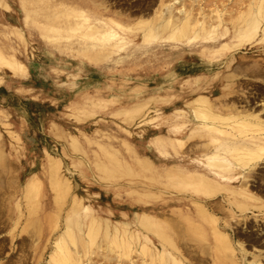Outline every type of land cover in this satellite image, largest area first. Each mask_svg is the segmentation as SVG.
<instances>
[{
  "label": "bare ground",
  "instance_id": "obj_1",
  "mask_svg": "<svg viewBox=\"0 0 264 264\" xmlns=\"http://www.w3.org/2000/svg\"><path fill=\"white\" fill-rule=\"evenodd\" d=\"M196 4L200 7L197 5L199 11L195 14ZM3 7L16 15V21ZM204 7L201 0H160L148 17L129 18L122 11L112 10L106 0H0V67L10 65L17 75L14 78L21 75V67L28 65L29 41L42 39L46 42L42 46L44 50L56 52V60L63 62V66L53 69L63 80H71L70 84L80 89L76 97L69 99L73 101L72 107L80 103L77 96L82 94L96 96L92 105L103 107L105 104L98 101L113 94L111 90L115 91V81L108 72L116 66H123L128 72L135 65L160 71L155 76L145 73L143 79L129 76V80L133 77L129 87L133 100L123 103H126L123 112L127 119L131 120L142 104L156 101L153 93L157 90L167 101L171 98L178 101L175 106H162L160 117L157 112L159 123L167 128L164 142L175 138L172 148L161 150L159 147L164 142L156 144L160 156L157 163L134 142H125L121 148L110 140L94 136L95 133L86 138L95 146L91 148L94 154L89 156L91 163L103 178L133 181L143 176L151 194L152 187L159 186L154 201L150 193L135 195L128 190L132 188L129 185L125 193L117 194L121 198L131 195V205L136 204L140 209L133 214L134 225L126 220L125 214L115 216L117 208L102 212L92 204L83 203L81 198L73 202L76 210L72 206L69 216L64 215V228L45 220L37 223L42 183L38 174L29 175L23 188L29 205L27 217L36 226L31 236H38L40 240L23 241L22 245L33 250L32 264H95L92 257L100 254L102 242L115 254L107 253L110 259H122L125 252L137 245L154 256L155 262L193 264L185 258L171 230L158 218L173 219L175 235L186 239L181 244L186 249L191 247L186 243L189 234L183 237L181 231L187 226L197 246L213 264H264V219L257 222L259 217L264 218V170L258 168L264 163V113L261 112L264 111V84L253 85V106L249 95L240 99L245 86L241 87L240 77L250 73L253 79L264 82V60L253 58L252 63H238L233 68L236 52L242 48L253 46L254 51L264 52V0H246L245 5L231 9L216 6L208 10L210 14ZM220 61L228 67L226 73L222 74ZM91 64L101 70L96 71ZM77 65H83L81 71H77ZM164 71L168 73L166 78ZM97 76L102 77L98 78L100 81L94 80ZM28 85L20 84L17 88L24 91ZM236 88L237 95L231 96ZM115 95L123 97L117 92ZM157 103L159 106L166 102ZM189 140L191 144L183 147ZM71 143L73 149L89 152L82 141L76 142V137ZM56 161L49 159L50 164H55L50 167L53 173L49 174V183L55 191V210L61 213L65 196L63 188L55 187L54 170L62 182L68 185L69 182L68 177L59 173ZM150 170L155 173L150 175ZM215 195L222 196L209 200ZM167 205L171 207L169 211H166ZM176 208L182 211L186 221L174 216L178 212ZM71 210L74 212L70 215ZM220 212L224 214V222L216 214ZM250 214L253 225L248 224ZM56 228L59 230L54 233ZM139 228L159 229V244L150 237L145 238ZM170 248L175 258L168 252Z\"/></svg>",
  "mask_w": 264,
  "mask_h": 264
},
{
  "label": "rangeland",
  "instance_id": "obj_2",
  "mask_svg": "<svg viewBox=\"0 0 264 264\" xmlns=\"http://www.w3.org/2000/svg\"><path fill=\"white\" fill-rule=\"evenodd\" d=\"M1 1L8 2L9 0ZM106 1L107 4L111 6L112 10L117 12L122 11L123 14L129 16V18H136L140 15L148 17L152 14L153 8L160 2V0ZM245 2L246 0H201V6H205L204 9L209 13L211 9L216 6L218 8L231 9L238 5L243 6L245 5ZM197 5L198 4L195 5V14L199 11L200 7ZM3 9L7 15L16 21V15L12 14V11L9 8L3 7ZM209 9L210 11H208ZM198 16L200 15L198 14ZM226 17H228L227 13ZM45 43L46 42L42 39L29 41L27 57L30 63L28 62L26 67L20 68L21 75L18 76L17 79L14 78L17 77V75H15L14 69L10 65L4 64L0 67V163L1 158L2 161L4 160L6 163L2 162L0 164V264H32L33 250L31 251L28 245H24V248L22 245L23 241L30 243L33 240L32 243H37V241L40 240L38 236H31L32 230H36V226L34 225V228L28 221V199L24 196L25 193L23 192L24 184L31 173L38 174V179L42 183V191L40 193L41 209L38 214H36L37 221H39L37 223L45 220L52 224V226L55 225L57 227V225H61L60 229L64 228L66 217L69 216L70 207H74L76 198H81L83 203L92 204L96 210H101L102 212H107V208L109 210L110 207L112 209L117 208L115 216H123V214H125L126 220H129L134 225L133 214H135L136 210L140 209H138L136 204L131 205V203H133L131 195L127 194L126 196H122L123 198L118 195L121 191L125 193L126 188L129 186L132 188L128 190L134 191L135 195H141V193L144 192L151 194L149 185L147 184L148 181H144L142 175V177H135L136 179H133V181L127 179L108 180L100 176L96 167L92 165L93 163H91L89 157L94 154V151L93 149L91 150V148H94L95 146H92L89 141L87 142V139L95 133L94 136L107 139L108 141L110 140L114 146H119L121 148L124 146L125 142H134L137 144V147L143 148V151L150 157L154 158L156 161L155 163H157L160 156L157 152L158 147L156 144L164 142L167 138L165 135H168L167 128H164V125H161L158 121V117H156L157 112L160 117V108L162 106H175L178 102L172 98L167 101V97L160 96V92L157 90L153 93L157 97L156 101L151 100L142 104L141 107L136 109L134 115H132L134 117L131 116V120L127 119L128 117L123 112V108H125V104L128 103V99L130 101L133 100V97H130L131 90L129 88L133 83L131 79L135 76L136 79H143L145 73H150L155 76L160 72L157 69H142L140 66L135 65L129 70L130 73L125 70L123 66H116L115 70L108 72V75L112 76V80L115 81L113 86L115 87L117 95L120 94V96L123 97L120 98L116 96V92L111 90V93L113 94L98 101L105 105L103 107H96L91 103V101L94 102L97 100L95 98L96 96L92 98L86 94H82L77 96V98L80 99V103H75L74 107H72L70 105L73 104V101L69 102V99L76 97L75 93H78L80 89L74 87L72 83L70 84L71 80L67 79V82L63 80L62 77H60V74L53 69L60 65L63 66V62L56 60V52H53L52 50H44L45 48L42 46ZM251 47L252 48L249 49L244 47L236 52L237 61L233 68H235V65L238 63H252L253 58L264 60V52L254 51L253 46ZM73 58L74 57H71V59ZM46 61L49 62L47 63ZM218 64L221 66L222 74L228 71V67L224 66V62L220 61ZM82 66L83 65H77V71H81ZM94 66L95 65L93 64L90 65V67ZM94 69L97 71L99 68L96 66ZM163 74H165L164 78H166L168 73L164 71ZM130 75L133 76L130 79L131 81L128 79L130 78ZM96 78L94 80L100 81L98 78L101 79L102 77L97 76ZM240 78L242 84L241 87L245 84L243 87L244 93H241L240 99H245V96L249 95L252 99L251 105L253 106V85L255 83L264 84V82H261V80L257 78L253 79V74L250 73L243 75ZM104 79L105 77L103 76V80ZM19 83L29 85L26 87L27 89L24 88V86L23 88L25 90L22 91L17 88V86L20 85ZM237 88L235 89V93L230 94L231 96L237 95ZM139 94L146 96L145 93ZM185 96L188 97L189 95ZM158 101L166 103L157 106L158 103L156 104V102ZM124 102L126 103L123 104ZM242 102L245 104V101ZM261 112L264 113V111ZM54 123H58V125L55 126ZM106 135L107 138H105ZM73 137H76V142L82 141L83 145H86L89 152H86V150L80 152L81 150L77 148L73 149V144L71 143ZM194 139L197 140L200 138ZM190 141L191 140L186 142L183 147H186L187 144L190 145ZM172 143H175L174 136L171 137V140L164 142L159 149L161 148V150H164L170 147L172 148ZM50 158L57 159L56 165L57 167L59 165V173L64 177H68V179H66L69 182V185L64 181L62 182L63 179L61 180L57 174L58 172L54 170V174L56 173L55 183H57V185L55 184V187L57 188L58 186L61 187V189L63 188L62 193L66 198H64L63 203L61 202L63 204L61 205V213L59 210H55V191H52V186L50 187L49 183V174L52 175L53 173H50V167L51 165H55L54 163H49ZM258 168L259 170H264V163L260 164V167ZM149 173L152 175L155 171L150 170ZM157 186L158 185L152 187V201L156 200L158 197L156 194L159 193L160 189L159 186ZM166 193L170 195L169 192ZM221 196L222 195L211 196L209 197V200L214 201L221 198ZM149 199L151 200L152 198L149 197ZM38 200L40 201V199ZM78 205L80 206V203H78ZM170 208L171 207L167 205L166 211H169ZM176 209L178 212L174 214V216L177 219L179 218L180 220L186 221L185 216L182 215V211H179L178 208ZM46 212H49L47 219H45ZM73 212L74 211L71 210L70 215L73 214ZM54 213L57 214V216L54 215ZM216 214L221 218V221L224 222V214L222 212ZM64 215L66 217H64ZM194 215H197V213ZM57 217L58 220L56 221L55 219H57ZM262 219L264 218L259 217L257 222L259 223ZM158 220L164 223L167 230H171L176 242L182 250V253L188 261L193 264H213L211 259L206 254L202 253L203 251L197 246L196 240L193 238V233L186 229L187 226L181 231L183 237H186V233L189 234V239L186 243L191 247H187L186 249L181 247V244H185L184 241L186 239H180L182 236L177 237L175 235L176 226L172 221L173 219L165 220L158 218ZM247 220L249 222L248 224L253 225V215L250 214ZM53 221H55V223ZM56 222H58V224H56ZM139 229H141L145 238L150 237L157 245L159 244L157 232H159V229L161 230V227H159L158 230H147V228ZM57 230L59 229L56 228L54 233H56ZM145 233L148 235L146 236ZM195 236L197 237V235ZM145 238L143 240H146ZM103 245L108 249H103ZM183 249L186 252H184ZM170 251L168 252L175 258V252L172 248H170ZM98 253L100 254H95L92 257L95 264H167L164 262H155L154 260H156V258L154 256L149 252H143L137 247V245H134L130 250L125 252V255L120 260L117 258L110 259L111 257L109 258L106 256L107 253L111 256L115 255L113 252L109 251L106 242H102V246H100ZM194 256L197 257V259ZM47 257L48 256H46V258ZM202 258L205 260H201ZM20 259L24 260V262L20 261ZM168 264L170 263L168 262Z\"/></svg>",
  "mask_w": 264,
  "mask_h": 264
}]
</instances>
